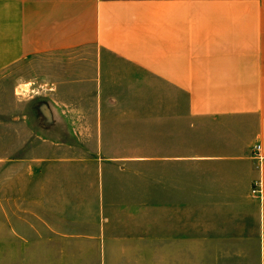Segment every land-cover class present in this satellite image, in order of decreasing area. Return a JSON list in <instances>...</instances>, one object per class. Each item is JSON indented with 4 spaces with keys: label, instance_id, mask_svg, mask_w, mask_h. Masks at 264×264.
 <instances>
[{
    "label": "crops",
    "instance_id": "crops-1",
    "mask_svg": "<svg viewBox=\"0 0 264 264\" xmlns=\"http://www.w3.org/2000/svg\"><path fill=\"white\" fill-rule=\"evenodd\" d=\"M191 247L264 264V0H0V264Z\"/></svg>",
    "mask_w": 264,
    "mask_h": 264
},
{
    "label": "rangeland",
    "instance_id": "rangeland-1",
    "mask_svg": "<svg viewBox=\"0 0 264 264\" xmlns=\"http://www.w3.org/2000/svg\"><path fill=\"white\" fill-rule=\"evenodd\" d=\"M31 90H33V91H31ZM29 91L30 92L28 94H25V98H30L33 96H37L38 94H41L43 92V88H40L35 83L34 85H31ZM16 93H17V96H19L21 98L23 97L20 88L17 90ZM190 250H191V252H190V264H197V248L191 247Z\"/></svg>",
    "mask_w": 264,
    "mask_h": 264
},
{
    "label": "built area",
    "instance_id": "built-area-1",
    "mask_svg": "<svg viewBox=\"0 0 264 264\" xmlns=\"http://www.w3.org/2000/svg\"><path fill=\"white\" fill-rule=\"evenodd\" d=\"M30 87H31V86H25L24 88H22V89H21V93H22V95H23V94H28V93L30 92V91H29ZM31 91H33V90H31ZM256 150H257V151L259 150V146L256 147Z\"/></svg>",
    "mask_w": 264,
    "mask_h": 264
}]
</instances>
